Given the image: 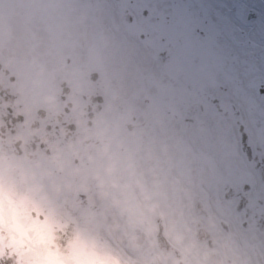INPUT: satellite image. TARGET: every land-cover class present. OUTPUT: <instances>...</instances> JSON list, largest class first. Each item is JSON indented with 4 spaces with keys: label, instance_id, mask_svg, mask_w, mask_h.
I'll list each match as a JSON object with an SVG mask.
<instances>
[{
    "label": "rangeland",
    "instance_id": "374dc122",
    "mask_svg": "<svg viewBox=\"0 0 264 264\" xmlns=\"http://www.w3.org/2000/svg\"><path fill=\"white\" fill-rule=\"evenodd\" d=\"M115 2L116 6L107 0H0V54L29 68L33 74L31 78L34 84L44 83L51 93L52 100L59 98L61 93L59 87L66 79H72L74 88L83 90L85 83L89 82L86 78H90L91 73H99L105 89L102 91L103 94H100L104 95L103 104L106 110L105 113L100 112L103 115L99 118L113 124L109 126L106 123V129H112L120 136L119 143L122 137L133 131L138 134L126 139L117 149L105 147L95 149V152L92 151L82 161L85 167L96 164L97 171L92 170V173L89 172L90 175L79 179L83 183L73 186L72 192L81 200V194L83 195L86 190L84 195H92V203L94 202V205L96 203L97 207L93 213V230L86 236L79 252L82 256L80 264H132L130 259L136 256H140L142 261L145 259L151 262L149 264H157L159 259L163 264L175 263L178 257L173 251H166L157 246L155 234L158 222L164 225V233L175 240L182 255L179 259L189 264L187 257L192 258L200 249L199 247L192 249L191 245L192 239L195 238L193 235L195 236L196 221L199 220L202 224L204 222L201 218L198 220L194 218L191 221L190 211H194L196 202L199 201L205 211L198 215L206 220L204 223L208 224L206 230L215 241L218 230L225 231L219 233L224 237H227V229L229 234L231 233L226 218L238 214L236 207L242 197H245L249 204L256 203L258 213L262 214L264 211V188L258 192L259 189L253 187L252 176L248 173L251 170L261 173L254 158H257L261 163L259 166L264 169V78L254 81L253 84L243 83L244 76L240 73L239 67L243 66L242 64L251 65L252 57L248 56L245 59L246 49H243L244 55L234 52L233 44L237 31L231 27V10L224 0L221 2L115 0ZM236 2L233 11L237 16H242L244 3L242 0ZM251 7L257 9V5L252 4ZM253 9L249 12L252 17L256 14ZM191 22H200L201 26L206 22L212 25L211 29L218 37L217 41L204 39L202 33L198 31L194 36L195 42L185 44L183 41L187 38L185 32L180 41L175 40L171 44L170 40L167 44L164 42L156 44L154 54L153 48L151 52L146 50L152 57H160L159 61L154 57L151 61L153 68L151 65L152 69L146 70L147 76H141L139 73L135 77L132 96L129 99L122 98L120 91L124 84L119 83L112 73L113 66L108 53L112 47L127 44L123 38L124 31L129 28L130 32L138 37L148 32L150 40L155 41L154 31L160 26L183 25L184 29L191 27ZM55 23L58 27L57 34L53 30ZM16 27L20 30L19 36L16 35ZM116 29L119 32L115 31ZM39 36L41 43L37 44ZM177 42H180V48L183 49L169 54L170 56L165 54L168 49L166 45L171 48ZM211 52L227 59L228 64L216 63L210 58ZM242 57L245 62L240 64L239 59ZM261 57L264 59V50ZM254 74L256 75V70L253 68L246 75ZM198 75L207 76V80L200 82V96L194 109L196 111L193 110L197 117L195 120H186L187 118L180 114L181 117L175 126H167L170 121L171 123L175 121L170 119L169 113L161 111L155 115L149 109H145L148 101L154 103L165 98L164 94H160V86L165 88L182 86L189 89L191 88L189 81ZM35 85L32 88L34 91L38 89ZM226 85H233V88L227 89ZM251 90L256 92L257 99L249 102L250 106L253 104L248 113L249 126L247 117L236 100L242 98L248 101L246 96L251 94ZM199 103L204 109L198 107ZM129 124L133 127L128 130ZM91 133L99 139L103 137L102 131L96 130ZM171 134L179 136L182 140L180 146L183 148L176 150L180 151L183 157L174 160L176 152L173 151L160 159L158 153L161 149L169 151L170 148L168 144L161 146V141L163 138L170 141L173 138ZM190 137L195 142L205 137L206 148L199 141L195 145L190 143L188 141ZM244 137L245 143L242 141ZM249 151L251 155L248 154ZM186 153L190 155L187 160L184 158ZM225 158L228 161L226 166H223L221 162ZM163 159L165 161H162ZM177 172L183 175L191 186H195V194L187 195L179 190ZM88 187H93L91 191L94 193L90 194L91 191L88 193ZM136 188H140L141 195L146 196L149 202H152L154 197L162 196L166 199L171 216L169 218L171 229L166 228L164 215L158 212L153 203L149 205L147 212L143 210L145 215L142 220H136V216L139 215L135 198ZM166 188L170 190L168 195L165 193ZM170 200H173V203ZM258 200L263 201V204L258 205ZM68 201L74 202L75 199ZM210 201L217 207L216 217L208 213ZM34 210L40 213L43 208L38 210L32 207L24 197L22 187L0 192V227L6 231H11V227L18 231L29 230L30 225H27L24 219H37L39 215L34 216ZM57 214L59 217L64 216V210H58ZM241 214L246 216L244 213ZM125 222L126 226L131 227H126ZM238 223L240 224L239 221ZM172 228L175 231H172ZM250 230L255 232V229ZM107 236L110 241L107 240ZM251 237L252 233L248 238ZM120 240L126 245H132L131 252L125 250L126 254L121 251L124 258L120 257V247L117 246L120 245ZM87 244H90L89 251L97 255L98 260L97 257L93 262L90 260ZM205 244L207 245L206 242ZM242 244L243 242L235 244L236 249ZM46 246L44 242H39L25 249L22 264H51L45 260L49 253ZM187 248L188 253L193 252V255H188ZM208 249L210 250L206 252L207 256L211 252H216L214 247ZM203 251L205 253V250ZM54 254L57 259L67 264H75L66 262L63 257L65 254L62 252ZM204 256L207 260V256ZM247 258L248 256L242 260L246 261ZM235 263L237 262L225 264Z\"/></svg>",
    "mask_w": 264,
    "mask_h": 264
},
{
    "label": "flooded vegetation",
    "instance_id": "af4514ba",
    "mask_svg": "<svg viewBox=\"0 0 264 264\" xmlns=\"http://www.w3.org/2000/svg\"><path fill=\"white\" fill-rule=\"evenodd\" d=\"M32 75L29 68L0 55V192L22 187L29 204L38 210L43 208L40 213L33 211L34 216L39 215L37 219H24L30 225L27 231L12 227L11 231H6L0 227L1 251L10 256L2 264H18L15 254L26 246L22 239L48 243L50 249L46 261L51 264H59L53 248L61 250L65 260L80 264L82 256L79 252L86 236L93 230V213L97 207L96 203H92V195H84L86 190L81 194V200L72 192L73 186L83 183L79 179L90 175L92 170L97 171L96 164L85 167L82 161L95 149H117L119 144L138 134L133 131L122 137L119 143L120 136L112 129H106L107 120L99 118L103 115L100 112L106 111L104 95L99 98L105 90L101 77L97 76L96 80L86 78L89 82L85 83L83 90L74 88L72 79L68 78L66 93L63 94L64 90L60 89L59 98L52 100L44 83L35 85ZM34 85L38 87L35 91L32 89ZM107 125L113 124L109 122ZM96 130L102 131V138L92 135L91 132ZM92 189L88 187V193ZM70 199L75 201H68ZM86 203L91 205L87 206ZM60 209L64 210L62 217L57 214ZM247 227L261 230L264 238V219L255 218V222L247 224ZM215 244L213 242L211 246L214 250ZM87 248L93 262L95 257L89 251L90 244H87ZM199 248L196 263L189 264H205L199 258L205 255L204 245ZM251 249L253 256L243 261V255H237L238 263L264 264L257 242ZM213 253L207 256L210 264L233 263L235 260L224 257L218 251ZM175 254L178 257L175 264H187L179 259L182 256L180 252ZM60 264L67 263L61 261Z\"/></svg>",
    "mask_w": 264,
    "mask_h": 264
},
{
    "label": "bare ground",
    "instance_id": "6f19581e",
    "mask_svg": "<svg viewBox=\"0 0 264 264\" xmlns=\"http://www.w3.org/2000/svg\"><path fill=\"white\" fill-rule=\"evenodd\" d=\"M108 2H110L111 4L116 6V2L115 0H107ZM226 2V4L230 7V20H231V27L232 29H235L236 32V40L234 41L233 44V48H234V52H237L238 54H243V49H246L247 51V55L245 56V59L252 57L251 60V65H245L242 64L243 66L239 67V71L240 73L244 76L243 79V83L245 84H253L254 81H258L261 80L262 78H264V59L261 57L262 56V52L264 50V0H242L244 3V13L242 16H237L234 13V6L237 4V0H224ZM221 2V0H220ZM253 5H257V9L254 10L251 6ZM255 11V15L252 17L251 14H249V12L251 10ZM115 14V12H114ZM36 27V26H35ZM35 31L37 32L36 28ZM117 31V29L115 30ZM245 31L247 32V37H245ZM119 32V31H117ZM20 30L17 27L16 30V34L17 36H19ZM244 36V37H243ZM123 38L125 39V41L127 42V44L125 45H121V46H116V47H112L108 53L109 55V61L111 62L112 66H113V71L112 73L115 75L116 80L119 81L120 83H122V85L124 84V86L121 88L120 94L122 98L125 99H129V97L132 96V84L134 83V79L135 77H137L140 73L141 76H147L145 73L147 72L146 70H150L153 68V63L151 62L152 59H154V57H152L149 52L146 51V47L148 48V46H144L143 44L140 43H136L137 39L136 37L129 31H124V35ZM136 39V40H135ZM37 44L41 43V37L39 36L37 38ZM22 50V49H20ZM245 51V50H244ZM244 57H242L241 59H239L240 64L245 62V60H243ZM152 65V68H151ZM254 68L256 70V75H246L248 72H250L252 69ZM151 74V73H150ZM225 88H233V85H226ZM224 88V89H225ZM251 94L246 96V98H248V101L245 99H237L236 101H238V105L241 107L242 111L245 113L246 117H247V124L250 126V120L249 118V112L250 109L252 108V105H249V102H251L252 99H257V94L256 92H254V90H251L250 92ZM261 103V100L259 99V104ZM255 107V106H254ZM264 108V107H263ZM175 119V121H173L171 123V121L169 122V125L175 126V124L178 123V119L177 118H173ZM168 123V122H167ZM182 128V126H181ZM222 131V130H221ZM171 137H173L170 141H166V138H163V140L161 141V146L162 145H170L169 151H167L166 149H161V152L158 153L160 159L167 157V153H173V151L176 152V155L173 156L174 160L179 158V157H183V154L180 153V151H177L176 149H182L183 146L181 147V142L182 140L179 139V136H174V135H170ZM170 139V138H169ZM204 138H199L198 141L200 144H202V146L204 148H206L205 146V142H204ZM188 141H190V143L192 144H198L196 142H198L193 138H188ZM192 141V142H191ZM187 145V144H186ZM159 146V147H161ZM217 152V150H216ZM149 154V153H147ZM193 154V153H191ZM172 158V157H171ZM184 158L188 159L190 158V155L188 156V153L185 154ZM186 159V160H187ZM160 161V160H159ZM162 161H165L164 159ZM228 159L225 158L221 163L223 166H226ZM257 161V160H256ZM258 165H261V163H259ZM190 169V168H189ZM250 176H252V185L255 189H259V191H261V189L264 188V180L260 177V175L255 171V170H251ZM176 179H177V183L179 186V190L186 193L187 195H193L195 194V186H191V183H189V181L181 174H179L178 172L176 173ZM169 188H166L165 193L168 195V193H170V190H168ZM141 190L140 188H136L135 191V198L138 204V210H139V215L136 216V220H142V218L144 217L145 213L144 211L147 212V210L149 209V205H151L153 203V205H156V208H158V212L164 215L165 219H166V228L171 229V222L169 221V218H171V216H169V211H168V203H166V199H164V197H154L152 199V202L148 201V198L146 196H142L141 195ZM203 195V192H202ZM146 197V198H145ZM264 197V195H263ZM211 198H213L211 196ZM173 201V200H172ZM170 200V202H172ZM173 203V202H172ZM171 204V203H170ZM144 210V211H143ZM208 213L213 217H216V215L218 214V210L217 207L213 204L212 201L209 202V206H208ZM190 218H192L191 221H193L194 218H197L196 220H198V218L203 219V224L206 223V220L202 217H199V215H197L194 211H190ZM151 216V212L148 213ZM172 217H174V215H172ZM216 219V218H215ZM177 220V219H176ZM217 220V219H216ZM226 220L228 221V223L230 224V228H231V233L227 234V237L221 236L219 233H224L225 231H223L222 229L218 230V236L216 237V240L218 241V245L219 248L221 249L222 253L224 255H227L228 257H236L237 255H244L246 253L245 247H252L253 243L256 244L257 242V246L258 249L264 253V243H263V237L261 236V230H256L255 232L252 231H247L246 229H243L241 226H239V224L237 223L236 219L234 218V216L231 215V217H227ZM176 225V224H175ZM125 226H126V222H125ZM128 227V225L126 226ZM131 225H129L128 228H130ZM174 230V228H172V231ZM222 230V231H221ZM175 231V230H174ZM254 235L256 237V239L254 240L253 236L250 238L249 234ZM248 236V237H247ZM107 240L110 241V238L107 236ZM171 240L173 241V243L175 244V240L171 238ZM233 240V241H232ZM232 241L233 244H230V242ZM120 245H117L120 247V257L124 258V255L121 253L125 252V250L128 252L130 251L131 247L129 244H124L123 241H119ZM240 242L243 244L240 245V248L236 249V245L237 243L240 244ZM193 243L196 245H198L199 243L201 244V242L197 239L193 240ZM114 245V244H113ZM113 249H115V247H113ZM236 249V250H235ZM249 253H251L250 250H248ZM126 253V252H125ZM187 253H188V248H187ZM191 253V252H190ZM190 253H188V255H191ZM127 254V253H126ZM237 257H236V261H237ZM144 264H147L146 260L143 259ZM239 264V263H237Z\"/></svg>",
    "mask_w": 264,
    "mask_h": 264
},
{
    "label": "water",
    "instance_id": "95a60500",
    "mask_svg": "<svg viewBox=\"0 0 264 264\" xmlns=\"http://www.w3.org/2000/svg\"><path fill=\"white\" fill-rule=\"evenodd\" d=\"M238 209H241V207L239 206ZM158 241L161 246L169 248L168 244L165 241V238H163L162 236H158Z\"/></svg>",
    "mask_w": 264,
    "mask_h": 264
}]
</instances>
